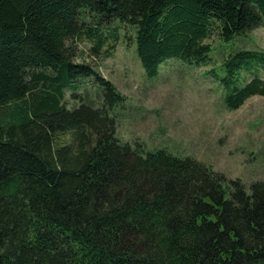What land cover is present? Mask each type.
<instances>
[{"label":"trees","instance_id":"1","mask_svg":"<svg viewBox=\"0 0 264 264\" xmlns=\"http://www.w3.org/2000/svg\"><path fill=\"white\" fill-rule=\"evenodd\" d=\"M87 22L131 30L150 78L170 58L206 65L205 41L263 26L264 0H0V264H264V182L247 190L190 156L120 140L125 98L74 61L83 35L93 55L105 44ZM262 69L264 51L238 48L221 76L210 71L226 109L264 96ZM85 79L100 107L67 108L65 90Z\"/></svg>","mask_w":264,"mask_h":264},{"label":"rangeland","instance_id":"2","mask_svg":"<svg viewBox=\"0 0 264 264\" xmlns=\"http://www.w3.org/2000/svg\"><path fill=\"white\" fill-rule=\"evenodd\" d=\"M87 23L99 28L105 44L93 55L89 51L93 44L83 35L73 43L74 61L90 64L125 98L113 110L120 140L130 145L138 141L147 151L164 148L190 156L229 179H239L247 190L253 181L264 182V96L250 97L238 109L228 110L219 80L210 73L215 69L221 76V61L235 49L264 51V25L230 43L221 44L211 36L205 41L212 48L206 65L170 58L160 64L156 76L147 78L135 55L131 30L117 22L102 27ZM252 76L246 74L247 79ZM256 76L264 79V69ZM101 98V88L85 79L75 92L65 90L64 105L71 109L89 99L100 107ZM67 141V136H60V144Z\"/></svg>","mask_w":264,"mask_h":264}]
</instances>
